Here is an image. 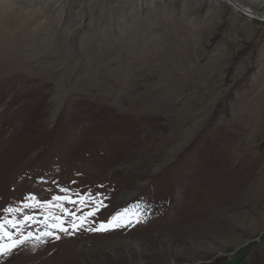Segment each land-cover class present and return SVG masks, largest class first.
<instances>
[{
  "label": "rangeland",
  "instance_id": "1",
  "mask_svg": "<svg viewBox=\"0 0 264 264\" xmlns=\"http://www.w3.org/2000/svg\"><path fill=\"white\" fill-rule=\"evenodd\" d=\"M170 1L0 0V264H264V17Z\"/></svg>",
  "mask_w": 264,
  "mask_h": 264
},
{
  "label": "snow or ice",
  "instance_id": "2",
  "mask_svg": "<svg viewBox=\"0 0 264 264\" xmlns=\"http://www.w3.org/2000/svg\"><path fill=\"white\" fill-rule=\"evenodd\" d=\"M59 200L60 198L57 197ZM102 206V205H101ZM11 211V209H9ZM89 215H94V213H89ZM26 219H30L27 218ZM53 219H57L53 217ZM140 218L139 214L135 211V209H122L113 214L108 222V224H101L98 229H89V231H108L109 228H118L122 226H131L133 223H139ZM12 224L13 228H17L18 225L15 222H9ZM53 227L58 228L61 232L65 234H70L68 229L64 228L62 223H57L53 225ZM73 228H76V225H73ZM17 235L20 236V239H14L11 233L4 231V225L0 224V258L4 255L9 254L15 248L22 246L25 243V240L29 239L31 234L27 237L23 236V233L17 232ZM46 236L53 235L51 232H46ZM5 238H7V242H5ZM55 239H59V236H54Z\"/></svg>",
  "mask_w": 264,
  "mask_h": 264
},
{
  "label": "bare ground",
  "instance_id": "3",
  "mask_svg": "<svg viewBox=\"0 0 264 264\" xmlns=\"http://www.w3.org/2000/svg\"><path fill=\"white\" fill-rule=\"evenodd\" d=\"M206 1H208V0H198L197 2H198V4H199V6H202L203 4H205V2ZM211 2V4H213L214 3V6H212L211 7V11H210V13L211 14H216V13H219V11H220V7H222L224 4H227L228 5V3H225L226 1H231V2H233L232 4H234V6H236V7H242V10L244 9L245 11H247V13H249V16H258V17H264V11L262 10V8H260V7H257V6H255V7H253V6H244V5H242L240 2L238 3V1H236V0H218V1H214L213 2V0H210ZM172 2H173V0H171L170 2H169V4H172ZM207 3V2H206ZM210 4V5H211ZM149 58V57H148ZM58 92H60V90L58 91ZM150 94V93H149ZM148 96H151V98H153L154 97V94H151V95H147V97ZM154 98H156V95H155V97ZM149 100H151V99H149ZM153 101V100H152ZM158 101V100H157ZM173 107V106H172ZM167 112V111H166ZM170 112H171V110H170ZM175 112V111H174ZM135 193H131V194H128V195H126L125 196V198H130L132 195H134ZM123 197V196H122Z\"/></svg>",
  "mask_w": 264,
  "mask_h": 264
}]
</instances>
